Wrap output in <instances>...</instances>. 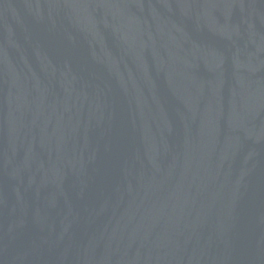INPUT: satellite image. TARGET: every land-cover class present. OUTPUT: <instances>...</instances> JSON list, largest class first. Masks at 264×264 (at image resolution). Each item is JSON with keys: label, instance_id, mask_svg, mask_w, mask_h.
I'll use <instances>...</instances> for the list:
<instances>
[{"label": "water", "instance_id": "1", "mask_svg": "<svg viewBox=\"0 0 264 264\" xmlns=\"http://www.w3.org/2000/svg\"><path fill=\"white\" fill-rule=\"evenodd\" d=\"M0 264H264V0H0Z\"/></svg>", "mask_w": 264, "mask_h": 264}]
</instances>
